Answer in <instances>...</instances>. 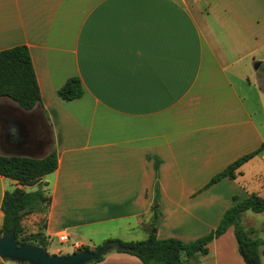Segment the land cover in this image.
<instances>
[{
    "label": "crops",
    "instance_id": "1",
    "mask_svg": "<svg viewBox=\"0 0 264 264\" xmlns=\"http://www.w3.org/2000/svg\"><path fill=\"white\" fill-rule=\"evenodd\" d=\"M16 45L29 49L41 102L28 111L43 114L51 147L0 154L42 158L54 146L57 168L32 185L0 175V226L5 191L41 189L48 200L21 224L46 247L61 234L89 246L106 226L102 241L140 229L190 242L264 194V148L203 189L264 146V0H0V50ZM72 76L84 93L64 101L57 90ZM207 247L201 264H245L233 226ZM88 264L142 263L111 250Z\"/></svg>",
    "mask_w": 264,
    "mask_h": 264
},
{
    "label": "trees",
    "instance_id": "2",
    "mask_svg": "<svg viewBox=\"0 0 264 264\" xmlns=\"http://www.w3.org/2000/svg\"><path fill=\"white\" fill-rule=\"evenodd\" d=\"M83 93V86L77 76L69 77L57 90L58 96L64 101L78 99L83 96ZM0 98H9L25 110H32L41 102L30 52L25 45H16L0 50ZM263 148L264 146L261 145L256 150L229 163L213 175L203 186V189L225 177L234 179L237 174L236 170L262 152ZM56 168L57 153L54 146L42 158L0 154V175L17 180L20 184H35L42 176ZM47 200L41 189L28 193L20 188L5 191L1 202L3 218L0 236L13 229L19 244L30 243L46 249L47 241L40 232L25 235L21 219L26 212L35 209ZM247 210L264 213V194L259 196L251 193L246 198L237 201L224 212L214 229L193 241L184 242L175 237L157 238L155 232H150L144 240L113 239L119 244L118 249L115 250L137 257L142 264H201V257L208 254L207 244L221 236L228 227L233 226L238 252L244 263L264 264V237H251L240 225L241 215ZM151 211V227L155 228L161 217L156 197ZM85 249H89V247L84 245L78 251ZM102 258L103 256L92 262H98Z\"/></svg>",
    "mask_w": 264,
    "mask_h": 264
},
{
    "label": "rangeland",
    "instance_id": "3",
    "mask_svg": "<svg viewBox=\"0 0 264 264\" xmlns=\"http://www.w3.org/2000/svg\"><path fill=\"white\" fill-rule=\"evenodd\" d=\"M259 62V61H256ZM262 77H259V83L264 86V74L259 72ZM42 113L39 110L28 111L21 108L16 102L9 99L0 100V127H1V136H0V147L3 151L12 150V147L16 145H27L29 148L35 149V151L41 152L45 147H51V136L50 131L46 125H42ZM17 128L14 132H10L11 128ZM251 216V217H250ZM264 221V213H254L252 211H247L244 218L240 220L241 227L247 232L251 237H264V223L259 224ZM102 231H96L91 236V240L87 243L89 244V249L94 250L97 247L103 245L105 242L102 241L104 232L106 228ZM113 232V231H111ZM121 235V233H117ZM126 237L132 238V240H144L147 237L146 231L137 230L134 232H122ZM29 235V233H25ZM127 240V239H119ZM75 241L69 239L67 242H57L55 239L51 240L46 247L47 251L50 254H54L55 248H57L59 255L71 254L72 252L78 251L84 245H74L72 243ZM81 251V250H80ZM56 254V253H55Z\"/></svg>",
    "mask_w": 264,
    "mask_h": 264
},
{
    "label": "water",
    "instance_id": "4",
    "mask_svg": "<svg viewBox=\"0 0 264 264\" xmlns=\"http://www.w3.org/2000/svg\"><path fill=\"white\" fill-rule=\"evenodd\" d=\"M259 64L256 62L254 67L257 68ZM118 247L117 241L110 240L94 250L85 249L68 255L50 254L35 244H19L14 230L11 229L0 236V259L18 264H88L99 260L107 252L118 249Z\"/></svg>",
    "mask_w": 264,
    "mask_h": 264
},
{
    "label": "built area",
    "instance_id": "5",
    "mask_svg": "<svg viewBox=\"0 0 264 264\" xmlns=\"http://www.w3.org/2000/svg\"><path fill=\"white\" fill-rule=\"evenodd\" d=\"M68 240V236L66 234H61L59 235V241L62 243V242H67ZM77 245V244H75Z\"/></svg>",
    "mask_w": 264,
    "mask_h": 264
}]
</instances>
